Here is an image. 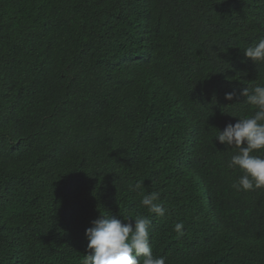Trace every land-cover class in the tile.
<instances>
[{
	"label": "trees",
	"instance_id": "1",
	"mask_svg": "<svg viewBox=\"0 0 264 264\" xmlns=\"http://www.w3.org/2000/svg\"><path fill=\"white\" fill-rule=\"evenodd\" d=\"M262 38L264 0H0V264H83L101 215L149 218L166 264H264V188L216 139Z\"/></svg>",
	"mask_w": 264,
	"mask_h": 264
},
{
	"label": "clouds",
	"instance_id": "2",
	"mask_svg": "<svg viewBox=\"0 0 264 264\" xmlns=\"http://www.w3.org/2000/svg\"><path fill=\"white\" fill-rule=\"evenodd\" d=\"M243 53L254 64L264 63V38L246 47ZM240 95L246 98V103L254 108V112L240 117L234 125L228 124L223 131L218 130L216 139L234 151L228 168H238L242 173L233 183V189L248 192L264 188V85L245 87ZM235 98V92L225 94L228 101ZM158 201L160 194L150 192L143 196L140 203L149 212L164 217L166 209ZM134 221V227L132 223H123L114 216L101 215L93 221L92 226L86 229L88 254L83 255V264H166L165 257L153 254L149 232L151 220L137 215ZM183 229L182 222L175 223L173 228L178 235L183 234Z\"/></svg>",
	"mask_w": 264,
	"mask_h": 264
}]
</instances>
